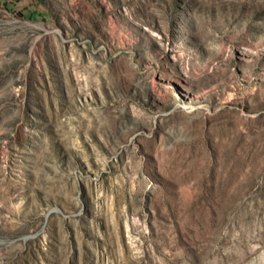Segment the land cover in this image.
I'll return each mask as SVG.
<instances>
[{
  "label": "rangeland",
  "instance_id": "rangeland-1",
  "mask_svg": "<svg viewBox=\"0 0 264 264\" xmlns=\"http://www.w3.org/2000/svg\"><path fill=\"white\" fill-rule=\"evenodd\" d=\"M0 264H264V0H0Z\"/></svg>",
  "mask_w": 264,
  "mask_h": 264
}]
</instances>
